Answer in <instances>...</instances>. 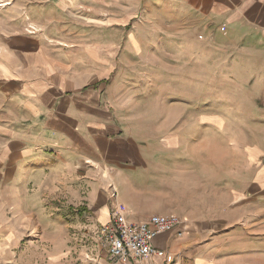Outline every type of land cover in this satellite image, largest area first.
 Wrapping results in <instances>:
<instances>
[{"label":"crops","instance_id":"0c3cea01","mask_svg":"<svg viewBox=\"0 0 264 264\" xmlns=\"http://www.w3.org/2000/svg\"><path fill=\"white\" fill-rule=\"evenodd\" d=\"M0 2V264H264V0ZM209 75L239 108L219 147ZM117 214L181 223L112 259Z\"/></svg>","mask_w":264,"mask_h":264},{"label":"built area","instance_id":"2783aa9c","mask_svg":"<svg viewBox=\"0 0 264 264\" xmlns=\"http://www.w3.org/2000/svg\"><path fill=\"white\" fill-rule=\"evenodd\" d=\"M180 223L176 214H152L142 221H129L117 214L100 225L96 233L107 243L112 259H150L165 255V251L155 245V238L161 233L176 230Z\"/></svg>","mask_w":264,"mask_h":264},{"label":"rangeland","instance_id":"374dc122","mask_svg":"<svg viewBox=\"0 0 264 264\" xmlns=\"http://www.w3.org/2000/svg\"><path fill=\"white\" fill-rule=\"evenodd\" d=\"M2 4V2H0ZM226 79V78H225ZM216 83L217 78L216 76L209 75V85L208 90H199L194 89L190 93H192L194 99H198V102H200L201 99L204 101V105H193V114L198 113H205L209 115V140L211 142L212 146H222L224 143H226V139L222 138V134H226V131L231 130L233 127V116L235 114H238V107L233 106V95L231 91H224V92H218L216 90ZM197 86V85H194ZM163 109V108H161ZM184 108L182 110H177L176 115L177 118H180V115H183ZM166 113L168 112V109H166ZM163 114V113H161ZM218 115H221L224 118V121L222 123L217 124V122H211L213 120L212 118H216ZM145 125H155V127L159 126L161 132H167L169 130L177 129L181 131H185V126H199L200 124L196 123H184V122H178V123H169L168 121L160 120V122H157L155 124L146 123ZM198 129H194V134L198 132ZM93 236L97 237V233L94 232ZM93 239L89 237V242ZM84 241V240H83ZM81 242V241H79Z\"/></svg>","mask_w":264,"mask_h":264}]
</instances>
